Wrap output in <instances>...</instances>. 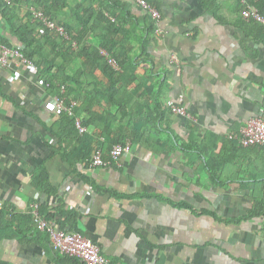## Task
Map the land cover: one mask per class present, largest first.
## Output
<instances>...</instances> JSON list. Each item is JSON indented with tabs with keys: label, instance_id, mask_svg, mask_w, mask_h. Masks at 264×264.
<instances>
[{
	"label": "crops",
	"instance_id": "crops-1",
	"mask_svg": "<svg viewBox=\"0 0 264 264\" xmlns=\"http://www.w3.org/2000/svg\"><path fill=\"white\" fill-rule=\"evenodd\" d=\"M150 1L158 22L130 0H91L84 52L56 88L18 59L0 64V264H86L36 229L35 202L107 264H264V147L236 136L264 116V26L242 16L264 0ZM0 36L21 43L1 16ZM102 41L121 62L110 76L89 51ZM60 95L74 114L55 108ZM119 143L130 148L110 162ZM97 147L104 166L91 165Z\"/></svg>",
	"mask_w": 264,
	"mask_h": 264
},
{
	"label": "built area",
	"instance_id": "built-area-1",
	"mask_svg": "<svg viewBox=\"0 0 264 264\" xmlns=\"http://www.w3.org/2000/svg\"><path fill=\"white\" fill-rule=\"evenodd\" d=\"M130 1L145 10L154 22H158L161 19L162 14L160 10L148 0ZM31 12L34 19L42 21L46 27H49V29L55 30L69 38L66 29L63 28L64 26L57 24L54 20H51L43 10L31 7ZM242 16L245 20H248V22L255 21L264 26V13L261 12L255 5L245 2V6L242 8ZM155 31L159 33L160 29L156 28ZM23 48V43H15L10 46L4 42L0 36V64L8 65L11 61L10 59L15 58L32 69L37 70V66L34 62L24 55ZM102 53L107 56L109 63L113 68L119 67L118 61L109 57V53L106 50H102ZM76 104V101H70L67 103L66 98L62 95L55 96V108L58 111H64L72 115L74 114ZM169 107L174 113L191 117V113H189L183 105L178 104L175 101H169ZM75 125L80 132H84L86 130V127L79 118L75 119ZM236 136L244 147L251 145L264 147V116L250 119L247 122V125L241 130V133ZM230 137H234V135H230ZM129 148L128 144H115L110 150V162L118 163L123 153ZM90 162L91 165L95 167L104 166L108 163L104 158L103 150L98 147L94 150ZM31 220L36 229L48 233L52 245L55 249L59 250L60 253L73 256L86 264L108 263V260L101 254L99 245L79 231H70L56 227V224H54L41 212V207L38 202H35L32 205Z\"/></svg>",
	"mask_w": 264,
	"mask_h": 264
},
{
	"label": "trees",
	"instance_id": "trees-1",
	"mask_svg": "<svg viewBox=\"0 0 264 264\" xmlns=\"http://www.w3.org/2000/svg\"><path fill=\"white\" fill-rule=\"evenodd\" d=\"M148 1L153 4L150 0ZM202 2L205 4L203 0ZM26 3H31L32 6L38 10H43L51 20L64 26L63 28H65L70 35V39H66L64 35L49 29L42 21L34 19L31 10L26 17L18 15V6ZM83 3V6L87 5L85 7L88 8V11L86 12L87 8H85L84 11L80 13L78 8L79 5H75L76 3L74 0H0V16L9 23L11 34L23 43L24 55L34 62L46 85L48 84L52 88L58 86V82H60L62 78L61 72L63 74L65 73V68L68 66L69 62L68 57L70 56L72 60L75 55H82L84 52L85 48L82 45V39L77 34V31L81 25L84 24L87 26L88 23L85 21V16L87 14L90 16L94 9L93 6H91V0ZM255 6L258 7L257 5ZM66 7L67 10L70 8V11H67L65 9ZM74 40L76 41L75 44ZM3 41L10 46L14 45L4 37ZM102 50H106L109 53V57L116 59L120 65L121 62L118 59V55L113 52V45L111 42L102 41L99 47L96 46L94 49L89 50L90 53L94 52L93 55L95 54L96 56L95 61L103 64L101 66L105 74L110 76L116 72V69L110 65L107 56L103 55ZM55 51L65 57L63 69L61 67L58 69L52 61ZM72 119L75 123L74 117ZM39 175L41 180L40 172ZM43 210L42 208L41 212L45 215L46 211L44 212ZM45 216L48 219L50 218L47 214ZM61 226L63 227L64 225L61 223Z\"/></svg>",
	"mask_w": 264,
	"mask_h": 264
}]
</instances>
